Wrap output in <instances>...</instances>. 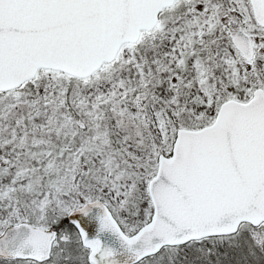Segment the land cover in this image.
Wrapping results in <instances>:
<instances>
[{
    "label": "snow or ice",
    "instance_id": "snow-or-ice-1",
    "mask_svg": "<svg viewBox=\"0 0 264 264\" xmlns=\"http://www.w3.org/2000/svg\"><path fill=\"white\" fill-rule=\"evenodd\" d=\"M0 264H264V0H0Z\"/></svg>",
    "mask_w": 264,
    "mask_h": 264
}]
</instances>
